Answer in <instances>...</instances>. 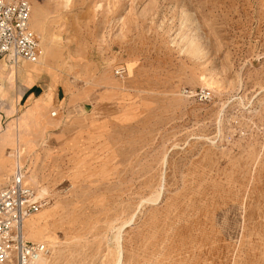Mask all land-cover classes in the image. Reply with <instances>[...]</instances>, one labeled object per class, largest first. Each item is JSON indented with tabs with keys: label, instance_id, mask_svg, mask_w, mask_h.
Returning a JSON list of instances; mask_svg holds the SVG:
<instances>
[{
	"label": "rangeland",
	"instance_id": "1",
	"mask_svg": "<svg viewBox=\"0 0 264 264\" xmlns=\"http://www.w3.org/2000/svg\"><path fill=\"white\" fill-rule=\"evenodd\" d=\"M28 1L0 129L49 264H264V0Z\"/></svg>",
	"mask_w": 264,
	"mask_h": 264
},
{
	"label": "built area",
	"instance_id": "2",
	"mask_svg": "<svg viewBox=\"0 0 264 264\" xmlns=\"http://www.w3.org/2000/svg\"><path fill=\"white\" fill-rule=\"evenodd\" d=\"M39 52V39L31 27L30 2L0 0V56L18 65L23 60L37 62ZM46 205L26 181L25 166L16 163L14 173L0 188V264H35L49 254V245L28 239L25 230V220Z\"/></svg>",
	"mask_w": 264,
	"mask_h": 264
},
{
	"label": "crops",
	"instance_id": "3",
	"mask_svg": "<svg viewBox=\"0 0 264 264\" xmlns=\"http://www.w3.org/2000/svg\"><path fill=\"white\" fill-rule=\"evenodd\" d=\"M5 58V57H4ZM6 59V58H5ZM7 62V60H6ZM29 61H23L24 66L20 63L17 66H5L3 65L2 61H0V103L6 104L10 103L14 90L8 86V81L12 78H17L24 89H22V93L20 94V102L25 100L26 97L30 96L31 92V85H28L26 81H24V75L26 74L24 69L29 67V64L26 63ZM8 63V62H7ZM24 67V68H22ZM35 95V94H34ZM7 128V127H6ZM5 128L0 129V188H2L11 177V175L15 171L16 163H22L21 158L19 155L15 156L16 160L13 162L12 157L9 155V149L12 147L11 139H2V133ZM24 165V164H23Z\"/></svg>",
	"mask_w": 264,
	"mask_h": 264
},
{
	"label": "bare ground",
	"instance_id": "4",
	"mask_svg": "<svg viewBox=\"0 0 264 264\" xmlns=\"http://www.w3.org/2000/svg\"><path fill=\"white\" fill-rule=\"evenodd\" d=\"M47 50V46H45V45H43V43H40V57H39V62L42 60V58H43V55H44V52ZM25 61H27V60H25ZM30 62V61H29ZM18 155V154H17ZM10 156H12V157H14V156H16L15 155V153H12V152H10ZM27 180V179H26ZM28 182V181H27ZM29 183V182H28ZM40 196V195H39ZM40 197H42V196H40ZM45 207V206H44ZM43 207V208H44ZM42 208V209H43ZM41 211V210H40ZM39 211V212H40ZM39 212H37V213H39ZM37 213H35V214H33V215H31L30 217H28L26 220H25V230H26V223H27V221H28V219H30L32 216H34V215H36ZM26 235H27V230H26ZM37 239V238H36ZM44 242V241H43ZM49 255V254H48ZM47 255V256H48ZM47 256H44V257H42V258H40L39 260H37L36 262H35V264H49V260H48V258H47Z\"/></svg>",
	"mask_w": 264,
	"mask_h": 264
}]
</instances>
